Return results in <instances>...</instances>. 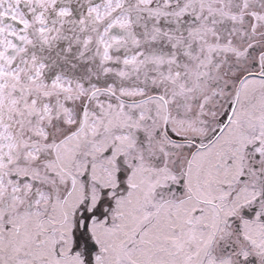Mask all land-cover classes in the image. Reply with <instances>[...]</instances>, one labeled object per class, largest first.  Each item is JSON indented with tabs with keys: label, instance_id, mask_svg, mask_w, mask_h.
<instances>
[{
	"label": "snow or ice",
	"instance_id": "snow-or-ice-1",
	"mask_svg": "<svg viewBox=\"0 0 264 264\" xmlns=\"http://www.w3.org/2000/svg\"><path fill=\"white\" fill-rule=\"evenodd\" d=\"M0 264H264V0H0Z\"/></svg>",
	"mask_w": 264,
	"mask_h": 264
}]
</instances>
